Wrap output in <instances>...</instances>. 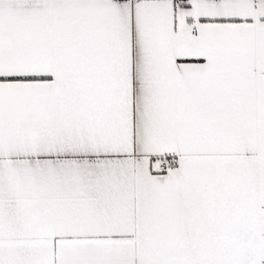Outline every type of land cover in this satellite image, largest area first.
Listing matches in <instances>:
<instances>
[{"label": "snow or ice", "instance_id": "1", "mask_svg": "<svg viewBox=\"0 0 264 264\" xmlns=\"http://www.w3.org/2000/svg\"><path fill=\"white\" fill-rule=\"evenodd\" d=\"M0 264H264V0H0Z\"/></svg>", "mask_w": 264, "mask_h": 264}]
</instances>
